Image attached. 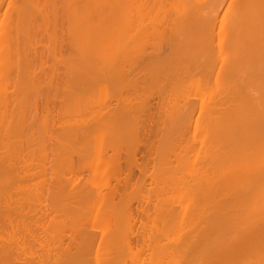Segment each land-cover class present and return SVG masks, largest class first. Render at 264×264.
<instances>
[{
	"label": "bare ground",
	"instance_id": "1",
	"mask_svg": "<svg viewBox=\"0 0 264 264\" xmlns=\"http://www.w3.org/2000/svg\"><path fill=\"white\" fill-rule=\"evenodd\" d=\"M130 260L264 264V0H0V264Z\"/></svg>",
	"mask_w": 264,
	"mask_h": 264
},
{
	"label": "rangeland",
	"instance_id": "2",
	"mask_svg": "<svg viewBox=\"0 0 264 264\" xmlns=\"http://www.w3.org/2000/svg\"><path fill=\"white\" fill-rule=\"evenodd\" d=\"M6 7H7V5L4 7L3 11H6V9H7ZM43 27H46V28H43L44 30H43V29L41 30V31H43V35H45V36L40 35V34H42V32L38 34V33H37V30H36V35L38 34L37 36H39V37L37 38V43H36V45L39 44V45H38L39 47H38L37 51H38L39 49L41 50L42 57L44 56L42 60L44 61V60H45V55H47V54H51V52H52V54H54L53 51H55V50L58 52V48H59V46L57 45L58 42H57V44H56V41H57V40H55V37L61 36V34H60V32H57L56 29H58V28H55V29H54V30L56 31V35H58V36H56V35L54 36V40H55V43H54V44L57 45V49H56V48H55L56 46L54 47V45H53V43H52V42H54V40L52 41L51 38H49V37H50L49 35H50V33H51V30L49 31V32H50L49 35H48V33H47V34H44V33H46V31H45L46 29H47V31H48V30H49L50 28H52V27L49 26V28H47L46 25H43ZM41 28H42V26H41ZM52 29H53V28H52ZM39 30H40V29L38 28V31H39ZM44 31H45V32H44ZM39 32H40V31H39ZM52 32H53V31H52ZM51 34L54 35V32L51 33ZM46 35H47V36H46ZM51 37H53V36H51ZM34 38H35V36L33 37V42H34V41L36 42V39L34 40ZM59 38H60V37H59ZM59 38H56V39H58V41H59ZM52 39H53V38H52ZM38 40H39V42H38ZM40 40H42V42H41ZM48 40L51 41L52 45H51L50 41H48ZM35 42H34V43H35ZM41 43H42V44H41ZM49 43H50V44H49ZM40 44H41V47H40ZM47 44H48V45H47ZM36 45H35V46H36ZM50 45H51V47L53 46L52 48H54V50L50 51V53H47V51L51 50ZM45 46H47V47H45ZM42 47H43V48H42ZM34 48H35V47H34ZM36 48H37V47H36ZM44 48H45V49H44ZM48 48H50V49H48ZM42 49H43V50H42ZM40 50L38 51V54H37V53H36V54L33 53V55L35 54L34 57H33V60H34V58L36 59V57H37L36 66H35V64H34L35 62H34V63H33V68H36V70H38V71L40 70V68L45 69V70H50V69H52L53 67L51 68V67H49V66L52 64V62L54 63V61L51 62V60H53V58H51L50 55H49L50 58H49V59L47 58L46 63H45V62H42V65L44 64L43 67H42V65H41V61H42V60H40L41 58L39 57V56L41 55V54H40ZM42 51H45V52L42 53ZM44 53H45V55H44ZM52 54H51V55H52ZM35 56H36V57H35ZM47 57H48V55H47ZM38 58H39V59H38ZM38 60H39L40 64H39ZM34 61H35V60H34ZM38 65H41V67L39 68ZM52 65L54 66V64H52ZM48 67H49V68H48ZM20 94H21V98L24 97V94H23V93L19 92V95H20ZM103 99H104V96H103L102 100H103ZM112 103H115V102L113 101ZM26 106H27V105H26ZM26 106H24V107H26ZM22 109H23V108H22ZM196 114H197V113H196ZM196 117H197V116H195V118H196ZM154 142H155V143L152 144V147L154 146L153 149L155 148V146L157 147V146L160 144V142H159L158 139L154 140ZM125 149H126V147H125ZM160 149H161V151H160ZM160 149H159V152L161 153V152L164 150V148H163V150H162V146H161ZM155 151H156V150H155ZM109 153H110V149H109L108 154H109ZM160 153H159V154L154 153V154H157V158L155 157L154 154H152V158H154V160L156 159L157 161L160 160V158H161ZM110 154H112V153H110ZM123 157H124V156H123ZM138 158H139V157H138ZM34 159L37 160V158H34ZM124 159H125V157L122 158L121 162H122ZM140 161H141V160L138 159V163H141ZM33 162H34V160H33ZM34 163L37 164L38 161H36V162H34ZM124 164H125V163H123V165H124ZM154 164H155L154 161H152V162L150 163V172H149L150 174H151V171L153 170V169L151 170V167H153ZM123 167H124V166H123ZM147 182L149 183L150 180H147ZM153 188H154V187H153ZM160 190H161V189H160ZM160 190L158 189V190H157L158 192L155 190V191L157 192V195H156V192H155V191L153 192V194L155 193L154 195H156V196H154L153 194H151V197H149V198L151 199V201L154 199V201H156V200H161V201H160L161 203H165V201H167V199L170 200V199H172L173 196H174L173 198H175V195L173 194V196H172V194L169 193V192L166 193V194H163L164 196L161 195V194L159 193ZM122 193H123V192H122ZM128 193L131 194V191H130V192L128 191ZM141 193H142V192H140V194H141ZM158 193H159V194H158ZM161 193H165V191H161ZM136 194H137V192H136ZM140 194L138 193L137 196H139ZM142 194H143V195H140L141 197L148 196L147 193H146V195H145V192H143ZM170 194H171V195H170ZM168 195H169V196H168ZM140 196H139L138 198H140ZM162 196H163V197H162ZM167 196H168V197H167ZM160 197H161V198H160ZM164 197H165V198H164ZM131 198H132V196H131ZM138 198H137V197H136V198L134 197V198H132V199H135V201H136V199L138 200ZM157 198H158V199H157ZM140 199H141V198H140ZM116 200H117V199H116ZM164 200H165V201H164ZM136 204H137V203L134 202V206H136ZM151 214H152V212H151ZM157 223H158V224H156V226H158L157 228L160 229V230H163V228H164L163 222H162V221H161V222L158 221ZM147 256H148V255H147ZM124 259H125V258H124ZM124 259H123V260H124ZM164 262H165V260H164ZM166 262H167V261H166ZM124 263H126V261H124ZM132 263L135 264V261H134V262L132 261ZM132 263H131V260H130V264H132ZM126 264H127V263H126ZM128 264H129V261H128Z\"/></svg>",
	"mask_w": 264,
	"mask_h": 264
}]
</instances>
